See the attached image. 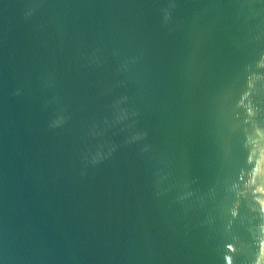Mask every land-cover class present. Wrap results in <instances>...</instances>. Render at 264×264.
I'll use <instances>...</instances> for the list:
<instances>
[{"label":"water","instance_id":"water-1","mask_svg":"<svg viewBox=\"0 0 264 264\" xmlns=\"http://www.w3.org/2000/svg\"><path fill=\"white\" fill-rule=\"evenodd\" d=\"M0 264H264V0H0Z\"/></svg>","mask_w":264,"mask_h":264}]
</instances>
